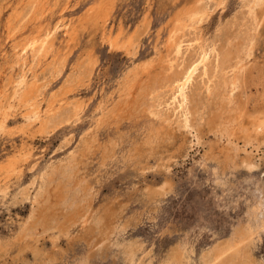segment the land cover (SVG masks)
<instances>
[{
  "label": "rangeland",
  "instance_id": "obj_1",
  "mask_svg": "<svg viewBox=\"0 0 264 264\" xmlns=\"http://www.w3.org/2000/svg\"><path fill=\"white\" fill-rule=\"evenodd\" d=\"M0 1V104H4L0 112L8 105L11 82L18 72L17 68L13 72L9 69L16 59L12 47L60 20L70 32L65 33L61 27L46 61L58 65L65 58L66 69L63 75L37 84L51 80L45 106L53 93L67 89L84 106L78 118L51 133L42 132L39 123L22 129L21 109L9 116L7 128L0 133V264H80L84 259L89 264H128L121 244L131 240L137 246L138 264H164L179 245L190 255L192 264H199L204 253L227 241L234 229L249 219L256 193L260 188L264 192V147L253 152L260 163L257 168L249 170L226 163L228 169L223 174V166L205 156L212 143L216 150L223 146L214 142L218 141L214 134L203 131L201 142L181 131L170 132L163 128L165 116H156L139 106L141 91L149 88L157 74L154 72L161 70L177 18L201 0H43L41 13L31 22L23 18L31 0ZM241 4L242 0H224L216 7L202 23L204 37L213 38L217 28L237 14ZM115 32L121 44L135 40V45L111 49L106 39L116 36ZM83 61L98 64L91 76L79 77L76 83L67 85L66 77ZM46 66L42 63L37 68L38 76H44ZM148 135L153 137L150 143ZM234 154L237 162V152ZM66 167L73 169L69 193L58 186ZM45 173L55 175L54 183L40 196L41 176ZM66 197H72L74 204L66 202ZM101 216L111 221L114 230L111 245L103 251L95 248L93 237L98 232L91 229V221ZM28 225L36 236H26L27 242L22 237ZM37 235L45 254L35 257L33 249L25 245L38 240ZM52 236L56 240H51ZM253 250L264 264V231Z\"/></svg>",
  "mask_w": 264,
  "mask_h": 264
},
{
  "label": "bare ground",
  "instance_id": "obj_2",
  "mask_svg": "<svg viewBox=\"0 0 264 264\" xmlns=\"http://www.w3.org/2000/svg\"><path fill=\"white\" fill-rule=\"evenodd\" d=\"M196 1L198 2V0ZM194 3L196 2L194 1ZM223 4L224 0H201L200 3L192 7L193 9L189 11L186 10L187 12H185L184 16L182 15L177 18L175 25H172L173 28L171 31L169 30V49L162 61L161 70L159 72H154L157 74L153 77L154 79H151L152 83L149 88L144 89L143 91L140 90L141 94L138 101L139 106L141 105L140 107H146L145 110L147 112L156 116H165V118L162 117L165 119L166 123L163 128L169 129L170 132L181 131L188 135V138L190 135L192 137L200 138L205 130L208 133L214 134L218 139V141L214 142L223 143V146H220V149L218 148V150H216L214 147L215 144L212 143L205 156L206 160L211 162L216 161L218 166L222 165L223 167H221L223 168V172L222 169H220L224 174V171L228 169L226 168L227 164H232V162L237 164H235L237 168L242 166L249 170H253L254 168L260 166V163L256 160L253 152L255 153V150H260V148L264 147V0H242V4L239 10H237V14L233 18L231 17L232 19L229 21L222 23L217 28L213 38L209 39L204 37L202 33V23L208 19L211 12L216 7ZM15 8L16 7H14V9ZM26 9H28L27 13L25 12L24 15H21H23V18H26L25 20L31 22L34 17L41 13L43 9V0H31ZM65 9L67 10V7H65L63 11ZM25 26L27 27V25ZM61 27L65 28V33L68 34L70 32L69 27L63 20H60L53 27H45L43 30H38L37 35L31 36L28 39L25 38V41L21 45L11 46L16 59L9 66V69L13 72L17 68L18 72L14 74V78L11 82L12 92L8 105L5 106L6 108L3 113L0 112L2 114L0 118V133L5 131L8 126L9 116L17 109L23 110L22 118L24 126H21L22 129L39 123L41 131L45 133H51L63 123L69 122L71 119L78 118L84 110V106L82 105L83 103H79V101L75 100L73 95H69V89L63 91L62 93H53L45 106L46 90L48 85H50L51 80H47L41 85L37 84L38 81L45 80L48 77H53V79H55L63 75L62 73L64 72V69H66L65 58H62L58 65H55V61L52 63H47L48 61H46L49 53L53 50L54 40ZM74 38L76 39V37ZM106 40L111 49H125L135 45V40L121 44V42H119L118 35L109 36ZM42 63H46L47 66L45 67V72L43 71L45 73H43L44 76L40 77L37 75L36 71ZM97 64L98 63L95 64L94 61H83L80 64L78 63V66L76 67L77 70L70 73V75L68 74V78L66 77L67 85L72 84L79 77L91 76L95 65ZM146 80H148L147 77ZM75 86L76 85H74V87ZM67 87L69 88V86ZM135 91L138 92L137 90ZM118 107L120 108V105H118ZM123 107L124 106H122V108ZM128 110L129 109H127V112H129ZM113 113L112 115L114 116ZM120 116L122 117L121 114ZM103 121L104 120H102V123H104ZM156 133H160V130L156 129ZM147 138L148 143H150L152 141L151 138L153 137L152 135H148ZM198 143L200 142L198 141ZM235 152H237V162L234 160ZM241 152L245 155L241 156ZM224 164H226V166ZM72 170L73 169L71 167H66L63 170L60 181L58 182V186L61 185L62 187H65L67 193L70 191L69 187L71 186L70 180L73 174ZM54 176L55 175L53 173H45L41 176L40 196L43 195V193H47L49 186L54 183ZM173 180L174 179H172V181ZM31 185L33 186V184ZM261 189L262 188H260L256 193V201L250 209L249 219L240 223V225L234 229L232 236L227 241L218 243L216 246L204 253L199 264H260L254 255L253 248L258 245L262 232L264 231V197L262 196L264 195V192ZM67 197L65 198V201L73 205V196L71 199ZM81 208L83 209V207ZM110 208L112 209V207ZM85 216L86 214L84 213L82 217ZM72 219H70V221ZM106 219V217L101 216L97 219V221H91V229L97 230L98 232V235L93 237L95 239V248L98 247L100 251L109 248L111 245L110 239H112L111 234L114 231L111 229L112 227H110L111 221ZM74 226H76V224ZM27 228V233L26 235L24 234L25 236L22 237V240H25L26 236L32 237L36 234L33 233L35 230L30 232V225H28ZM40 235H37V239ZM52 237L54 238V236ZM53 238L51 240H56V238ZM27 239L28 237H26V241L28 242ZM131 241L129 243H122L121 246L123 247V252L126 254L128 264H138L136 261L137 246ZM39 242L40 239L35 240L34 243L29 242L25 245L33 249L35 257L45 254L43 253ZM88 261V259H84L80 264H89ZM48 264H50V261ZM164 264H192V260L190 255L183 250L181 245H179L178 247L173 248L172 253L169 255Z\"/></svg>",
  "mask_w": 264,
  "mask_h": 264
}]
</instances>
